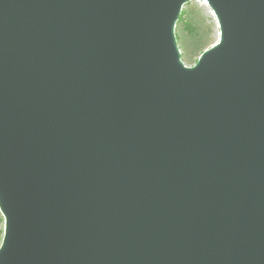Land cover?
Listing matches in <instances>:
<instances>
[{"label": "water", "instance_id": "water-1", "mask_svg": "<svg viewBox=\"0 0 264 264\" xmlns=\"http://www.w3.org/2000/svg\"><path fill=\"white\" fill-rule=\"evenodd\" d=\"M0 0V264H264V0Z\"/></svg>", "mask_w": 264, "mask_h": 264}, {"label": "trees", "instance_id": "trees-1", "mask_svg": "<svg viewBox=\"0 0 264 264\" xmlns=\"http://www.w3.org/2000/svg\"><path fill=\"white\" fill-rule=\"evenodd\" d=\"M175 36L184 63L195 62L199 54L214 40V25L207 7L193 4L182 8L176 23Z\"/></svg>", "mask_w": 264, "mask_h": 264}, {"label": "rangeland", "instance_id": "rangeland-1", "mask_svg": "<svg viewBox=\"0 0 264 264\" xmlns=\"http://www.w3.org/2000/svg\"><path fill=\"white\" fill-rule=\"evenodd\" d=\"M193 4L204 5V6L207 7L208 15L211 17V20H212L213 25H214V40H213V42H215L216 39H217V37H218V27H217V25H216V21H215V19H214V16H213V14H212L210 8L207 6V4H206V2H205L204 0H196V1L188 2V3L184 4L182 8L187 9V8H189L190 6H192ZM213 42H212V43H213ZM212 43H211V44H212ZM211 44H210V45H211ZM185 64H186V65H192L193 62H190V63L187 62V63H185ZM2 233H3V217H2V215L0 214V241H1Z\"/></svg>", "mask_w": 264, "mask_h": 264}]
</instances>
